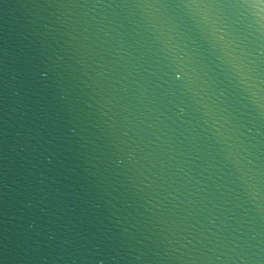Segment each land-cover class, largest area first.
I'll use <instances>...</instances> for the list:
<instances>
[{
  "label": "water",
  "instance_id": "obj_1",
  "mask_svg": "<svg viewBox=\"0 0 264 264\" xmlns=\"http://www.w3.org/2000/svg\"><path fill=\"white\" fill-rule=\"evenodd\" d=\"M0 264H264V0H0Z\"/></svg>",
  "mask_w": 264,
  "mask_h": 264
}]
</instances>
